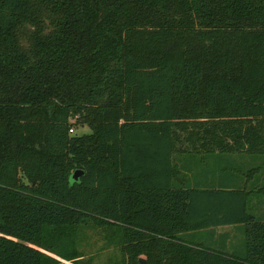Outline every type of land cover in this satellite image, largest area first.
I'll return each instance as SVG.
<instances>
[{"label":"trees","instance_id":"1","mask_svg":"<svg viewBox=\"0 0 264 264\" xmlns=\"http://www.w3.org/2000/svg\"><path fill=\"white\" fill-rule=\"evenodd\" d=\"M230 154L264 173V0H0V264H84L89 223L120 264H264V182L193 184Z\"/></svg>","mask_w":264,"mask_h":264},{"label":"crops","instance_id":"2","mask_svg":"<svg viewBox=\"0 0 264 264\" xmlns=\"http://www.w3.org/2000/svg\"><path fill=\"white\" fill-rule=\"evenodd\" d=\"M224 157L205 158L195 166L193 184L200 188L212 186H225L227 188H245L256 190L264 182V173L258 171L246 175L243 171L249 170L250 163L243 156L230 154L229 163L223 162ZM252 166V165H251ZM243 170V171H242ZM255 183V185L253 184ZM249 205L253 213L260 219H264V194L251 193ZM202 240L209 241L219 247L228 250L241 249L245 238L244 228L241 223L225 224L200 230L197 234Z\"/></svg>","mask_w":264,"mask_h":264},{"label":"rangeland","instance_id":"3","mask_svg":"<svg viewBox=\"0 0 264 264\" xmlns=\"http://www.w3.org/2000/svg\"><path fill=\"white\" fill-rule=\"evenodd\" d=\"M75 133H88L91 128L86 125H76ZM260 160L256 159L251 164L258 165ZM80 250L84 264H120V234L116 229L98 227L87 224L81 233Z\"/></svg>","mask_w":264,"mask_h":264},{"label":"water","instance_id":"4","mask_svg":"<svg viewBox=\"0 0 264 264\" xmlns=\"http://www.w3.org/2000/svg\"><path fill=\"white\" fill-rule=\"evenodd\" d=\"M82 170H77L74 175L73 178L74 179H78L81 175H82ZM141 264H146V260L144 258H141Z\"/></svg>","mask_w":264,"mask_h":264},{"label":"built area","instance_id":"5","mask_svg":"<svg viewBox=\"0 0 264 264\" xmlns=\"http://www.w3.org/2000/svg\"><path fill=\"white\" fill-rule=\"evenodd\" d=\"M71 131H73V129H71Z\"/></svg>","mask_w":264,"mask_h":264}]
</instances>
